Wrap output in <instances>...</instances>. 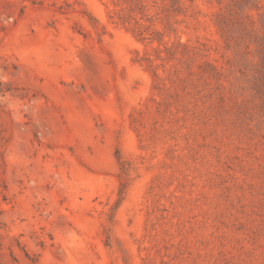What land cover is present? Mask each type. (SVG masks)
Returning <instances> with one entry per match:
<instances>
[{
	"label": "rangeland",
	"instance_id": "obj_1",
	"mask_svg": "<svg viewBox=\"0 0 264 264\" xmlns=\"http://www.w3.org/2000/svg\"><path fill=\"white\" fill-rule=\"evenodd\" d=\"M143 4L0 0V264H264V0Z\"/></svg>",
	"mask_w": 264,
	"mask_h": 264
},
{
	"label": "trees",
	"instance_id": "obj_2",
	"mask_svg": "<svg viewBox=\"0 0 264 264\" xmlns=\"http://www.w3.org/2000/svg\"><path fill=\"white\" fill-rule=\"evenodd\" d=\"M138 3H140L142 6H144V4H143V3H144V0H137V4H138ZM116 13L119 15L118 18L120 19V21L123 20V22H125V21L127 20V19H124V17L121 16V14H120L118 11H116ZM139 34H140V35H143V30H141V31L139 32Z\"/></svg>",
	"mask_w": 264,
	"mask_h": 264
}]
</instances>
